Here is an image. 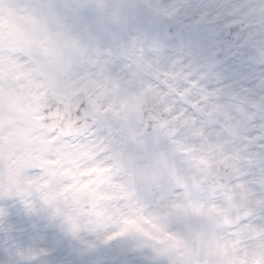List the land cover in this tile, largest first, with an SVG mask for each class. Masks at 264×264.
<instances>
[{"label": "clouds", "instance_id": "9594fccd", "mask_svg": "<svg viewBox=\"0 0 264 264\" xmlns=\"http://www.w3.org/2000/svg\"><path fill=\"white\" fill-rule=\"evenodd\" d=\"M0 264H264V0H0Z\"/></svg>", "mask_w": 264, "mask_h": 264}]
</instances>
